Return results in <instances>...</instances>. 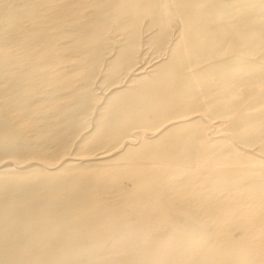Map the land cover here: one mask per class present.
<instances>
[{
  "label": "rangeland",
  "instance_id": "374dc122",
  "mask_svg": "<svg viewBox=\"0 0 264 264\" xmlns=\"http://www.w3.org/2000/svg\"><path fill=\"white\" fill-rule=\"evenodd\" d=\"M0 264H264V0H0Z\"/></svg>",
  "mask_w": 264,
  "mask_h": 264
}]
</instances>
